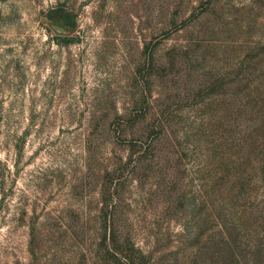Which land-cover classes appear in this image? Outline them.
Here are the masks:
<instances>
[{
    "label": "rangeland",
    "instance_id": "1",
    "mask_svg": "<svg viewBox=\"0 0 264 264\" xmlns=\"http://www.w3.org/2000/svg\"><path fill=\"white\" fill-rule=\"evenodd\" d=\"M0 264H264V0H0Z\"/></svg>",
    "mask_w": 264,
    "mask_h": 264
},
{
    "label": "trees",
    "instance_id": "2",
    "mask_svg": "<svg viewBox=\"0 0 264 264\" xmlns=\"http://www.w3.org/2000/svg\"><path fill=\"white\" fill-rule=\"evenodd\" d=\"M61 18L65 22L66 25L74 26V18L72 16L62 13Z\"/></svg>",
    "mask_w": 264,
    "mask_h": 264
}]
</instances>
